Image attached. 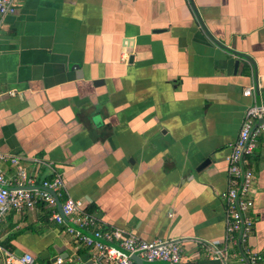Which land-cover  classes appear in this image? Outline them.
<instances>
[{
  "label": "crops",
  "instance_id": "1",
  "mask_svg": "<svg viewBox=\"0 0 264 264\" xmlns=\"http://www.w3.org/2000/svg\"><path fill=\"white\" fill-rule=\"evenodd\" d=\"M192 4L216 41L255 64L218 45ZM18 5L0 29V151L20 159L24 186L60 177L97 229L178 242L191 264H225L213 251L225 246L231 145L246 109L264 104V0ZM1 166L17 186L16 166ZM246 168L253 232L232 259L252 250L264 264V133ZM66 226L45 205L0 215V264L6 251L87 263L90 248Z\"/></svg>",
  "mask_w": 264,
  "mask_h": 264
},
{
  "label": "built area",
  "instance_id": "2",
  "mask_svg": "<svg viewBox=\"0 0 264 264\" xmlns=\"http://www.w3.org/2000/svg\"><path fill=\"white\" fill-rule=\"evenodd\" d=\"M18 6V0H0V29L5 18L17 12ZM244 95L253 96V89H245ZM262 133H264V104L254 103L246 109L244 123L238 138L231 145L228 158L229 187L222 194L227 209V234L225 246L213 251L216 259L224 261L225 264H261L263 259L261 254L252 250H247L243 256L232 259L235 254L231 252L232 246L240 247L253 232L254 221L247 213L254 206L250 197L254 175L246 168V157L253 153L257 138ZM7 161L16 166L19 175L14 190L10 189L11 185L1 166ZM26 176L18 157H12L0 151V215L3 216L11 211L32 210L42 204L52 211V216L57 223L66 224L63 216L58 212L55 197L46 189L53 190L62 201L64 216L73 225L67 224L66 231L73 235L77 242L91 250L90 259L85 264H136L132 259L134 255L148 263L191 264L178 242L146 241L120 228L106 231L97 229L94 216L85 210L83 201L67 194L65 184L60 177L45 180L40 188L24 190L19 187H23L26 183ZM79 229L88 231L92 236L84 234ZM5 254L7 264L35 263L34 257L30 254H24L21 257L8 251Z\"/></svg>",
  "mask_w": 264,
  "mask_h": 264
},
{
  "label": "water",
  "instance_id": "3",
  "mask_svg": "<svg viewBox=\"0 0 264 264\" xmlns=\"http://www.w3.org/2000/svg\"><path fill=\"white\" fill-rule=\"evenodd\" d=\"M192 7L196 13V15L198 16L203 28L205 29L206 33L218 44L220 45L222 48H225L227 49L229 52L235 54L236 56H238L239 58H243V59H246L248 61H250L253 65L255 64L254 63V60L248 56V55H245V54H242V53H239V52H236L234 50H231V49H228L225 45H222L221 43H219L218 41H216V39H214L212 37V35L210 34V32L208 31V29L206 28L204 22L202 21V19L200 18L199 14H198V11L196 9V7L194 6V4H192ZM239 65V60L236 61V66L238 67ZM209 161L205 162L201 168H204L207 164H208ZM21 189H24V190H27V189H34V188H40V186H23V187H19ZM10 189L14 190L16 189V187H10ZM46 190H49V192H51V194L55 197L56 201H57V206H58V211L59 213L63 216L65 222L70 225V226H73L69 221H68V218L64 216L63 214V211H62V201L60 200V198L57 196V194L53 191V190H50V189H46ZM78 229V227H75ZM81 230V232H83L84 234H87L89 236H92L91 233H89L88 231H85L84 229H79ZM104 242V241H103ZM105 243V242H104ZM116 246V245H115ZM118 247V246H117ZM120 248V247H118ZM123 252H125L126 254H128L126 251H124L123 249H121ZM132 259L134 260V262L136 264H144V263H147V264H160L159 262H154V263H148V262H145L144 260L140 259L139 257H137L136 255L132 256Z\"/></svg>",
  "mask_w": 264,
  "mask_h": 264
},
{
  "label": "trees",
  "instance_id": "4",
  "mask_svg": "<svg viewBox=\"0 0 264 264\" xmlns=\"http://www.w3.org/2000/svg\"><path fill=\"white\" fill-rule=\"evenodd\" d=\"M40 205H42V204H40ZM40 205H39V206H40Z\"/></svg>",
  "mask_w": 264,
  "mask_h": 264
}]
</instances>
